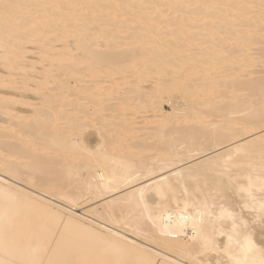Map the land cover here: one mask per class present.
Instances as JSON below:
<instances>
[{
    "label": "bare ground",
    "instance_id": "1",
    "mask_svg": "<svg viewBox=\"0 0 264 264\" xmlns=\"http://www.w3.org/2000/svg\"><path fill=\"white\" fill-rule=\"evenodd\" d=\"M0 114V264H264V0H0Z\"/></svg>",
    "mask_w": 264,
    "mask_h": 264
},
{
    "label": "rangeland",
    "instance_id": "2",
    "mask_svg": "<svg viewBox=\"0 0 264 264\" xmlns=\"http://www.w3.org/2000/svg\"><path fill=\"white\" fill-rule=\"evenodd\" d=\"M33 57H35V56H33ZM71 83L74 84V81L72 80ZM190 83H193V81H190ZM104 85H108V83H105ZM144 86L145 87L149 86V83H146ZM125 88H128V87H125ZM123 91L124 90H120V93L117 94L118 98L126 97V95L124 93H121ZM161 99H162L161 103H162V105L164 107L163 110H164L165 113L172 112L174 107L178 108L177 109V115H179V116H186V115L188 116L190 114V112H191V111H183V112L181 111L184 108L186 109V108L190 107V105L182 98L181 94L178 91H172L169 94H164ZM210 103H208V105H211ZM116 104H117V101H111V102L107 103V105H109L111 107L115 106ZM129 105H133V102H130ZM195 105L198 106V107H202V105L200 106V102H198V101L195 102ZM133 110H135V109H129L128 113L131 114V115L133 114L134 115L133 117L138 118L139 119L138 121H140V122H143V120L146 118V116L150 115L148 113L147 114H143L139 110L138 111H133ZM107 114L110 115V112H108ZM191 117L195 118L193 115H191ZM1 119H4L2 121H5V117H3L0 114V123H2ZM209 119L210 120H219V118H215V117H211ZM139 126H142V125H139ZM106 131H108L107 128H106ZM134 137H135V139L132 142H130V144H134V146H136L137 144L141 143V141H143L145 139L144 137H142V133H138ZM98 139L99 138H97V140ZM152 141H154V140H151V142ZM123 143H124V145H126V144L128 145L129 142L127 143V142L124 141ZM124 148H128V147L124 146ZM147 154H149V151H143L142 152V156H146ZM94 202H95V204L93 206L100 204L97 201H94ZM92 204L93 203H91L89 205L86 204V205H84L82 207L77 208L78 210H76L75 213L81 214L83 212L82 210L89 209L91 207L90 205H92ZM80 208H81V210H80Z\"/></svg>",
    "mask_w": 264,
    "mask_h": 264
}]
</instances>
